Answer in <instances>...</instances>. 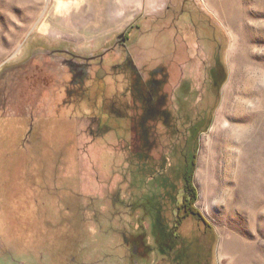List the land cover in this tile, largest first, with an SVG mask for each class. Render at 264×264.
<instances>
[{
  "label": "rangeland",
  "instance_id": "obj_1",
  "mask_svg": "<svg viewBox=\"0 0 264 264\" xmlns=\"http://www.w3.org/2000/svg\"><path fill=\"white\" fill-rule=\"evenodd\" d=\"M54 4L0 0V264H181V247L201 264L203 244L205 264H264V0H135L116 37L94 35V8L69 21ZM199 119L201 217L169 255L140 205L154 196L173 224L174 167Z\"/></svg>",
  "mask_w": 264,
  "mask_h": 264
},
{
  "label": "trees",
  "instance_id": "obj_2",
  "mask_svg": "<svg viewBox=\"0 0 264 264\" xmlns=\"http://www.w3.org/2000/svg\"><path fill=\"white\" fill-rule=\"evenodd\" d=\"M130 62V60H128ZM131 64V62H130ZM132 66H135V64H132ZM134 67V68H135ZM137 68V67H136ZM218 66L216 65V68L214 69V79L216 86H220L224 80L225 75L221 73H217ZM133 73V72H132ZM16 79V78H15ZM84 81H78L76 84L72 81H68V85L66 88H72L74 86L80 87V92L84 89ZM83 84V85H82ZM132 84V83H131ZM133 87V86H132ZM144 87V86H143ZM121 93V92H120ZM118 93V95H121ZM78 94V93H76ZM143 101L145 102L146 106L147 103H149V99H152V93L148 94L146 91L145 93L140 94ZM124 97V100L122 101L121 98H119V103L121 109L118 111V113H124L125 109H127L130 106V98L129 94L127 93V90L125 92V95H121ZM42 99V98H41ZM111 100V101H109ZM46 98H43L41 101L38 100L35 102V105L42 106V103L45 104ZM67 99L65 100V102ZM57 100L55 101L56 104ZM107 108H110L113 111L115 110V113L117 112V107H114V98L113 97H107ZM117 102V101H116ZM122 102V103H121ZM33 102H30L27 104L29 108H33ZM61 106L64 105L60 104ZM152 104L149 103L148 108L151 109ZM131 107V106H130ZM152 115H150L151 117ZM171 116L167 117V122L171 121ZM145 119H142L141 125L145 122ZM211 123V119L206 121L205 119H199L196 122H193L189 126V133L188 136L185 138V147H183L180 150V162L177 163L174 167V170L176 171V174L179 179V183L175 182L173 185L176 187L181 186L183 189V199L182 202H178V196L174 197L175 192H169L168 199L171 200L172 205H175V208L178 210V216L174 219V222L171 226H169L168 223L165 222L164 216L162 214V203L160 200H155L154 196H148L144 198L143 204L140 206H143L145 208V214L147 216L154 217V232H155V239L158 244V248L161 250V252L168 254V251H172L174 248H176L179 245L180 235L178 234V231L180 227L182 226V222L184 219H186L189 216L194 217H201L200 212L196 209L194 206L197 198H198V192L197 188L194 184L193 177L194 172L196 168V150L195 146L191 143L194 139H197L198 134L202 133L203 131H206L209 128V125ZM143 126V125H142ZM145 131V129H143ZM168 178H164V186L168 185ZM176 191V190H174ZM150 249V248H149ZM182 249L183 247L178 249L177 256H179L178 260L181 261V264H189L188 261L185 260V258L182 256ZM169 255H171L169 253Z\"/></svg>",
  "mask_w": 264,
  "mask_h": 264
},
{
  "label": "crops",
  "instance_id": "obj_3",
  "mask_svg": "<svg viewBox=\"0 0 264 264\" xmlns=\"http://www.w3.org/2000/svg\"><path fill=\"white\" fill-rule=\"evenodd\" d=\"M55 0L54 10L65 13L67 20L76 21V11L78 10V20L83 21L84 12L94 8L97 18L95 22H99L96 33L97 37H116L120 32L125 31L129 24L134 20L135 16V0ZM78 6V7H77ZM80 7V8H79ZM80 16V17H79ZM88 20L91 18H87ZM49 24V22H48ZM86 36H88L86 34Z\"/></svg>",
  "mask_w": 264,
  "mask_h": 264
},
{
  "label": "flooded vegetation",
  "instance_id": "obj_4",
  "mask_svg": "<svg viewBox=\"0 0 264 264\" xmlns=\"http://www.w3.org/2000/svg\"><path fill=\"white\" fill-rule=\"evenodd\" d=\"M152 106H155L154 104H152ZM166 114V111H165V113H164V115ZM138 241H141L140 239H137ZM137 243V242H136ZM142 243H144V240H142ZM144 245L146 246V244L144 243ZM204 246L203 247H205L206 246V248H207V252H206V255H207V257L205 258V259H202V260H200V263L201 264H205V262L206 263H208V261H209V259H210V247L208 248L207 247V244H203Z\"/></svg>",
  "mask_w": 264,
  "mask_h": 264
}]
</instances>
